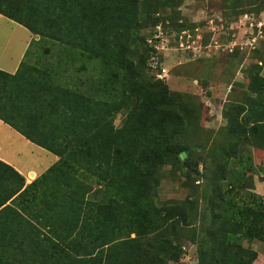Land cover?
Masks as SVG:
<instances>
[{"label": "trees", "instance_id": "trees-1", "mask_svg": "<svg viewBox=\"0 0 264 264\" xmlns=\"http://www.w3.org/2000/svg\"><path fill=\"white\" fill-rule=\"evenodd\" d=\"M142 1L0 0L38 35L15 72L0 69V120L57 156L28 183L0 159V264H167L189 252L176 239L191 202L158 191L166 166L198 171L202 108L144 75L132 42L168 18L142 17ZM242 136L264 150V111ZM220 198L214 251L183 264H252L240 240L254 208Z\"/></svg>", "mask_w": 264, "mask_h": 264}, {"label": "rangeland", "instance_id": "rangeland-1", "mask_svg": "<svg viewBox=\"0 0 264 264\" xmlns=\"http://www.w3.org/2000/svg\"><path fill=\"white\" fill-rule=\"evenodd\" d=\"M153 6L157 12L151 11ZM140 9L142 17L168 18L143 27L138 36L144 42H132L138 47L137 56L145 60L144 75L163 80L170 93L188 96L202 108L203 129L196 134L198 147L192 156L198 171L181 167L170 176L166 166L167 176L158 191L159 201L187 198L193 206L176 242L182 244L181 250L190 248L199 257L214 251L217 212L228 208L222 206L223 194L233 211L254 208L250 219L253 215L259 222L246 224L247 234L240 243L254 252L252 264H264V150L242 136L264 111V27L251 29L248 22L264 12V0H143ZM4 23L0 42L11 36L9 42H23L25 35L27 40L38 38L25 27ZM121 118L120 113L115 116V125ZM0 143L10 158H14L12 145L22 150L12 162L28 173L26 181L33 179L29 169L41 173L57 159L22 137L12 140L4 130ZM52 155L55 159L50 160ZM183 254L167 264H183L187 252Z\"/></svg>", "mask_w": 264, "mask_h": 264}, {"label": "crops", "instance_id": "crops-1", "mask_svg": "<svg viewBox=\"0 0 264 264\" xmlns=\"http://www.w3.org/2000/svg\"><path fill=\"white\" fill-rule=\"evenodd\" d=\"M5 21H6V23H11L12 25H14V28H15V26L16 27L19 26L22 28L24 27L21 24L17 23L16 21H13L12 19H9L8 17H5L4 15L0 14V24H5L4 23ZM8 31L10 32V34H12V32L9 29H8ZM9 36L10 35H8V38H9ZM11 38H12V36H11ZM27 39L28 38L25 35L23 37V42H9L8 39H7L8 42H0V64H4L3 66L0 65L1 70L7 71L10 73H13L16 71L20 61L24 57V53H25L27 47L29 46V43H30L29 41L31 39H29V40H27ZM3 130H4V133L6 135L10 136V138H12V140H14V141L16 140L18 142L19 137H22L25 139L26 144L32 143L29 140H27L24 136H22L19 132H17L12 127H10L8 124H6L2 120H0V132L1 131L3 132ZM12 149H13L14 158H10L9 156H7L5 154L2 143H0V151H1L0 159L11 164L14 168H16L23 175H25L28 179V173H24L21 169H19L17 166H15V164L12 162V160H15V158H17V156L20 155L22 150L14 149L13 145H12ZM54 156L52 155L50 160L55 159ZM30 171H32V172H30ZM28 172H30L29 173L30 175H32V173H35L33 179L40 173V171H37L35 169H29ZM31 180L29 179L27 181L30 182ZM27 181H26V183H28Z\"/></svg>", "mask_w": 264, "mask_h": 264}, {"label": "built area", "instance_id": "built-area-1", "mask_svg": "<svg viewBox=\"0 0 264 264\" xmlns=\"http://www.w3.org/2000/svg\"><path fill=\"white\" fill-rule=\"evenodd\" d=\"M248 22H249V27L251 29H253V27L256 26L260 30L262 27H264V12L260 15L259 18L257 19L251 18V20H249ZM251 39L252 41H255L256 37L252 35ZM187 251L189 252L187 253L186 258L189 261V263H191L194 261L195 257L193 253H190V248H188Z\"/></svg>", "mask_w": 264, "mask_h": 264}, {"label": "bare ground", "instance_id": "bare-ground-1", "mask_svg": "<svg viewBox=\"0 0 264 264\" xmlns=\"http://www.w3.org/2000/svg\"><path fill=\"white\" fill-rule=\"evenodd\" d=\"M34 175H35V173H32V175H31V176H33V177H34Z\"/></svg>", "mask_w": 264, "mask_h": 264}]
</instances>
